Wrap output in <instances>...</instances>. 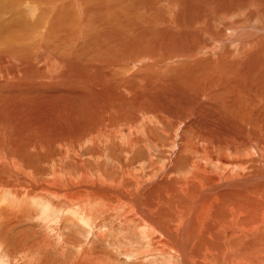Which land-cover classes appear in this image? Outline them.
<instances>
[{
	"label": "bare ground",
	"instance_id": "obj_1",
	"mask_svg": "<svg viewBox=\"0 0 264 264\" xmlns=\"http://www.w3.org/2000/svg\"><path fill=\"white\" fill-rule=\"evenodd\" d=\"M0 82L5 86L0 88V105L21 109L29 104L26 108L32 116L35 111L54 116L52 111L58 110L63 116L61 111L67 109L79 107L82 112L90 108L85 112L93 110L99 119L91 127L93 132L83 129L84 135L135 128L139 119L136 114L127 116L130 105L147 103L151 111L145 116L157 118L156 128L127 140V148L113 139L109 146L113 162L90 172L91 184L80 181L88 171L87 164L78 159L76 166L68 162L57 169L50 181L39 179L41 191L24 188L18 200L24 206L21 218L27 211L25 219L34 216L28 205H38L48 196L63 197L58 200L60 205L49 208L60 211L68 207L78 217L84 214V205H109L118 216L131 215L124 219L126 223H134L150 238L158 233L173 240L169 248L165 241H149V246L160 242V248L146 253L180 257L178 263L169 264H233L238 256L231 240L227 236L228 240L220 241L213 232L224 222H242L243 229L224 226L225 231L251 230L241 241L248 254L242 262L264 264V0H0ZM101 98L107 106H98ZM167 99L175 103L173 108ZM44 100L57 108L47 102L44 107ZM0 121L4 123L1 116ZM169 125L175 135L179 127L186 132L180 134L182 141L170 154L181 155L172 165L171 160L161 166L154 163L148 171L141 167L136 174V157L116 160L115 149L128 153L136 144L142 148L144 142L143 149L176 144L175 135L166 134ZM7 126L18 128L16 133L26 137L18 126ZM7 129L0 136H7ZM31 144L40 147L47 143ZM51 146L53 142L43 149ZM106 150L100 155L106 156ZM253 155L258 158L243 162ZM232 169L235 174L225 172ZM245 169L250 172L247 176ZM37 170L16 155L8 157L5 150L0 151V175L9 177L1 176V189L14 186L18 191L29 180L34 183ZM16 173L18 177H12ZM201 175L214 183L202 186L199 198L186 212L182 201ZM10 179L9 187L3 185ZM109 187L118 191L122 211L112 204L108 193L94 191L107 192ZM68 190L78 192L61 194ZM142 192L143 201L138 196ZM206 214L208 222L201 226ZM136 217L142 221L137 222ZM216 244L220 249L216 250ZM86 252L67 264L99 261L98 254Z\"/></svg>",
	"mask_w": 264,
	"mask_h": 264
},
{
	"label": "rangeland",
	"instance_id": "obj_2",
	"mask_svg": "<svg viewBox=\"0 0 264 264\" xmlns=\"http://www.w3.org/2000/svg\"><path fill=\"white\" fill-rule=\"evenodd\" d=\"M141 67L142 65H140L138 68ZM146 69L147 68L141 70L139 73L142 75L146 71ZM3 78L4 77L2 76L1 80ZM0 88H5L4 84H2L1 82ZM132 91L134 93V90ZM160 93L163 92L160 91ZM45 102L50 104L53 108H57L56 104L54 102L51 104L49 100H44V102H41L42 104H44V107L46 104ZM167 104L171 108L175 106V103L169 100ZM6 105H8V103L0 105V116L2 118V121H4L3 124L0 121V132L3 133L4 128H8L6 130L8 135L0 136V151L3 149L5 150V153L8 157L14 154L20 161L23 160L26 165L38 168V179L34 182L35 184L33 182H30V180L28 181L27 179L28 182L26 184L29 186H25V184L24 187L22 189H19L18 191L15 190L14 186L10 187L8 190L0 188V264H40V260L42 262L44 260H48L45 264H67L76 260L77 257L82 255V252L86 251V253L91 255L98 254L99 261L86 259L83 260V264H165L166 262L167 264H169L170 261L174 263L179 262L180 257L175 256L174 253L172 254V256L169 255L168 257L166 255H146V253H149V250L151 252L155 251L153 248H160V242L152 243V248L151 245L149 246V241L159 240L162 243L163 241H165L167 243L166 247L168 248L170 246L173 247L174 241L169 238L163 237L161 234L158 233L156 236H152V238H150L148 235L142 234L140 232V229L137 230L134 227V223H126V221L124 220L128 219L131 215H127L126 218H124V215V217L118 216L119 214H117V210H112L111 206L109 205L103 207L102 204L98 202H96L98 204L95 203V205L87 207L86 205H84V214L82 215V217H78V213L68 211V207H66L65 210L60 211H58V209H56L55 207L49 208L52 204H59L58 200H62L63 197L61 195L55 198H53L52 196H48L45 197V199L42 198L43 201L40 198L41 206L39 203L38 205L31 204L32 206L34 205L33 207L28 205V210L31 208L32 212L35 213L34 216L31 215L29 218L25 219V217L28 215L27 211L24 218L20 217L22 207H24L23 205H21V203L19 204L18 202V200L21 199V193L26 191V189L28 191H41L42 185H37L39 183V179L43 181H50L51 177L54 176L55 171L61 166L68 164V162H71V165L76 166V160L78 161V159H81L83 161V164H87L86 170L89 173H86L89 177L86 175L83 177H77V179L79 178L78 180H80V178L82 177L83 179L81 178L82 180L80 181L84 182L85 184H91L93 177L90 172L100 170V167L107 168L111 166L113 162V159L111 157V152L113 151L110 152L109 150V146L113 142V139H117L116 141L118 144H122L123 147L127 148L129 139L133 140L135 138L143 137L144 134L147 133V129H155L156 126L154 124L157 121L156 115L150 114L148 116H145L146 112L150 110L147 106V103L143 106L142 103L141 106L140 104L136 106L130 105L127 109V116L132 117L136 114V117H138L139 120H137V124H134L135 128L138 126L137 129L131 126L129 127V131L127 132V130L122 131L121 128H117L116 130H113L112 133H110L109 135L102 133L93 136L86 133V135H84V133H82L83 129H85V131L93 132V129L91 127L92 125L94 126L96 120L99 119V115L94 113L93 110H90V113L85 112V110H88L90 108L86 107L82 112L79 107H75L74 109L72 108V110L67 109L68 112L67 110L66 112L61 111L64 114L63 116H60L58 110H56V112L54 110L52 111L55 113L54 116L51 115L50 110L49 114L44 115L42 114L43 112L40 113V111H35L33 112L35 116H32V114L30 115L28 109L26 108L29 107V104H26V107H22L21 109H18L16 106L13 105H8V109H6ZM98 106H107L104 98L100 99ZM39 109L42 110V108ZM74 111H76V113H74ZM78 113L83 115L77 116L76 114ZM87 114L89 117L86 116L85 118V115ZM11 119H14L15 122H13ZM104 120L106 119L103 118L102 122H104ZM8 123L12 124V126H15V128L18 126L19 129L25 133L26 137L21 135L20 133L17 134L16 131L18 128L11 129L14 127H8ZM170 125L167 126L166 134L169 135L173 133L175 135V131L173 132L174 129L172 130V127ZM179 128L181 129V127ZM179 128H177L178 136L175 135L176 138H174L173 141V143L176 144L172 143L173 145H171V142L170 144L168 142L169 145H165L166 147L154 146L151 149H143V145L145 146L147 144V142H144L143 145L141 144L142 148H140V146L136 144L133 150L128 153L126 152V150H123L119 153L118 150L115 149V158L116 160L121 159L122 161H129L130 157H136L133 162V168H135L133 171L135 173H140L143 168H145V171H148L154 163H157V166H161L163 164L160 163H164L167 160H171L170 165H172L174 161L177 158H180L181 156L178 153L174 154L173 156H170L173 147L175 145L176 149V145H178L182 141L180 138V134L186 133L185 131H182V129L180 130ZM166 134H164V136ZM18 136H21V139L23 140L18 139L20 138ZM164 139L167 140L166 138ZM50 142H53V146H51L50 149H43ZM31 143L47 144L44 146L40 145V147L39 145H35L34 147ZM104 150H106V156L104 153L100 155V153ZM94 152H98L96 156H92ZM257 158L258 156L253 155L252 159L245 158L243 162L251 163L254 159L256 160ZM11 160L14 163L13 157ZM100 162L106 163V165H100ZM141 167L143 168L140 169ZM158 169L159 168H156L157 172ZM70 172L74 173V170L70 169ZM225 172H228V174L236 173L233 169ZM243 173L245 176H247L246 174L250 172L245 169ZM256 174L261 175L260 173ZM263 174L264 173H262V175ZM5 175L6 174L4 173L0 175V180L1 176L3 179ZM12 177L16 178L18 177V174L16 173L15 176L12 174ZM6 178L9 177L6 175ZM75 179L76 177H74V180ZM87 180H89V182H87ZM2 183L3 185L8 186L12 183V179ZM54 183H56V181H54ZM213 183L214 182L204 180V175H201L198 178V183L194 182L195 189L188 190L186 192L185 200L182 201L181 204V206L184 205L187 207L186 212L189 211L188 208L194 203V201L199 198L202 186L210 185ZM62 184L64 183L62 182ZM77 190L79 191L80 189ZM77 190L75 191L78 192ZM6 191L8 192V194L6 193ZM94 191L102 194L108 193L112 198V204L116 205L117 209L123 207L122 204L119 205L120 200L119 196L116 194L118 192L117 190L116 193H112L109 190H107V192H103L94 189ZM144 191L145 189L143 190V192ZM50 192H52L51 189ZM76 192H74L73 190H68L61 194H67L68 196H70L71 193ZM125 192L127 191L125 190ZM143 192L142 195H138L141 198V201H143ZM138 196L135 197V200L138 198ZM128 202L133 203L132 205H134L133 200H130ZM42 204L46 205L43 206ZM160 204L162 205L161 202ZM94 209L97 211L101 210L104 213H100V211L96 212ZM127 209L128 208L126 207V210ZM108 210L109 212H107ZM119 210L122 211L123 209L121 208ZM131 219L133 220V218ZM135 219L137 222L139 220L140 222L142 221L137 217ZM164 220L166 221V223L167 221H169L168 218H165ZM207 222L208 220L206 214V217L200 222V224L202 226ZM173 224L177 225L178 222H173ZM123 225L126 226L123 227ZM242 225V222H238L235 225L233 223L224 222L219 227L216 226L218 229L217 232H213L212 229H209L208 231L215 233L220 241H225V239L228 240V238L229 240H231V248L236 250L234 253L238 256L236 262L238 261L239 264H243L242 260H244L248 256V254L246 253V246H244L243 244L241 245V241H243V238L249 237L251 235V230L247 229L245 231H235L233 229H230L229 231H225L224 226H236L240 229H243ZM198 242L199 241H197L196 243ZM195 248L196 247H193V249ZM215 248L216 250L220 249V245L216 244ZM100 258H102V260ZM199 261L200 255H198V262ZM234 261L233 264H237Z\"/></svg>",
	"mask_w": 264,
	"mask_h": 264
},
{
	"label": "crops",
	"instance_id": "obj_3",
	"mask_svg": "<svg viewBox=\"0 0 264 264\" xmlns=\"http://www.w3.org/2000/svg\"><path fill=\"white\" fill-rule=\"evenodd\" d=\"M107 190H109L110 192H112V193H114V191H112V189H111V187H109ZM141 230V233L142 234H144V235H148V232H145V231H143L142 229H140ZM152 246V248H153V245H151ZM154 249V248H153Z\"/></svg>",
	"mask_w": 264,
	"mask_h": 264
}]
</instances>
